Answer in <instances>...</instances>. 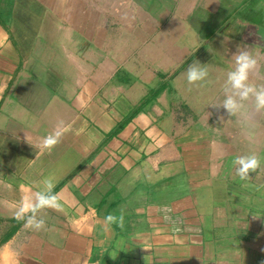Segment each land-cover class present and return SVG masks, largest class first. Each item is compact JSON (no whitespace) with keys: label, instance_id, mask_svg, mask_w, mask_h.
Wrapping results in <instances>:
<instances>
[{"label":"crops","instance_id":"obj_1","mask_svg":"<svg viewBox=\"0 0 264 264\" xmlns=\"http://www.w3.org/2000/svg\"><path fill=\"white\" fill-rule=\"evenodd\" d=\"M238 46L264 84V0H0V264H264V169L232 164L264 162V111L220 107ZM45 178L35 231L15 211Z\"/></svg>","mask_w":264,"mask_h":264},{"label":"clouds","instance_id":"obj_2","mask_svg":"<svg viewBox=\"0 0 264 264\" xmlns=\"http://www.w3.org/2000/svg\"><path fill=\"white\" fill-rule=\"evenodd\" d=\"M234 67L227 72L225 80V98L220 107L227 116L237 117L241 114L245 105L250 103L255 111H264V84H256L252 81V74L258 67V59L243 47L238 46L236 54L232 57ZM187 83L190 85H200L209 76L207 65H202L199 61L189 64L186 72ZM223 119V117H221ZM68 127L63 121L59 122L55 129L41 138L39 148L51 151L58 146L67 132ZM235 174L242 181L251 178L250 174L257 173L264 169V162L256 152L246 155H238L232 161ZM42 187L35 192L25 195L17 204L15 218L23 220L24 226L35 231L46 229L47 222L40 213L46 209L61 210L59 193L55 192V183L51 178H45L39 182ZM107 225H117L123 227L125 218L123 212L119 215L107 214L104 217Z\"/></svg>","mask_w":264,"mask_h":264},{"label":"rangeland","instance_id":"obj_3","mask_svg":"<svg viewBox=\"0 0 264 264\" xmlns=\"http://www.w3.org/2000/svg\"><path fill=\"white\" fill-rule=\"evenodd\" d=\"M232 1V0H231ZM222 3H228L227 1H223ZM230 10V9H229ZM248 13H246L245 11L244 12H241L240 13V15H243L244 17H245V15H247ZM255 20V19H254ZM256 23L258 22V21H255Z\"/></svg>","mask_w":264,"mask_h":264}]
</instances>
